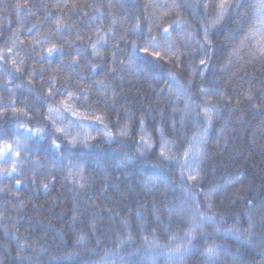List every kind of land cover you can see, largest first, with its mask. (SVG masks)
<instances>
[{"label": "trees", "instance_id": "trees-1", "mask_svg": "<svg viewBox=\"0 0 264 264\" xmlns=\"http://www.w3.org/2000/svg\"><path fill=\"white\" fill-rule=\"evenodd\" d=\"M73 2L0 0V49L12 45L14 33L24 41L13 49V53L20 50L24 59L20 72L15 71L10 61L0 62V109L12 101L17 107H23L25 105L21 101H24L30 112H35V119L23 118L29 126L47 125L50 128L51 122L40 113L47 112V103H58L60 93L67 88L79 95L76 107L80 111L91 113L96 110L104 114L113 133L127 119L126 109L134 114V126L143 114L147 130L157 146L159 134L154 132L157 125L164 127L167 138L175 139L181 149L187 146L193 134L199 135L204 127H208V143L205 145L208 156L201 163L199 183L207 190L210 186L224 184L237 173L243 179L229 185L226 193L213 197L214 208L210 214L217 219L220 236L213 232L212 227L205 225L208 239L199 235L194 244L200 249L212 243L223 246L217 264H233L234 256L239 257V264H264V241L259 239L264 236V228L258 212L255 217L257 227L252 230L256 239L249 241L246 236L241 240L231 236L223 238V229L234 228L237 224L240 230L247 228L244 214L249 211V199H254L257 204L264 201V61L249 56L239 61L234 58L233 64L222 70L232 48L243 38L252 22L250 15L239 17V22L232 18L235 16V3L251 4L253 0H233L231 16L211 31L214 48L208 52L211 60L203 76L193 73L188 67L194 63L199 68V57L203 52L194 43L186 46L184 38L173 33L178 46L187 54L183 56L179 69L169 63L159 71H173L192 97V112L183 128L179 119L184 115L185 100H177L175 95L169 94L170 84L165 82L166 76L160 82L148 80L144 73L136 71L135 65L129 64L131 41L138 39L133 26L139 19L143 38L149 35L148 19L163 22V26L182 19L191 25L190 30L196 31L205 15L202 5L197 9L190 6L196 0H175L181 5L177 11L171 8L174 0H75L78 7L72 8ZM65 3L69 7L63 11L56 7ZM17 4L22 6L19 17ZM57 17L62 21L60 33L56 32ZM33 25L35 28L29 32ZM110 27L117 39L112 38L113 32H108ZM97 28L107 34L110 42L101 49V56L94 57L91 44L96 42ZM161 31L154 26L150 35L160 39ZM77 33L83 39H77ZM121 35L126 39L119 40ZM197 38L202 40V33ZM45 39L50 42L43 46L45 50L38 43L33 50L34 41ZM50 44H55L60 51L51 57L49 64L41 57L47 56L46 48ZM115 44L120 46L114 47ZM78 49L81 58L75 61L77 71L73 72L68 65ZM88 62L97 65L95 72L91 71ZM136 63L141 64V61ZM29 73L34 75L30 77ZM97 80L109 86L107 100L99 92ZM50 82H54L59 90L54 97L48 96ZM201 86L221 89L231 98H210L216 109L210 127L203 117L205 100L199 93ZM250 87L254 98L247 101L243 93ZM28 89L32 90L31 93ZM85 95L87 101L83 99ZM173 106L177 111L173 112ZM196 113H199L198 117ZM5 116L8 119H0V129L12 130L10 109ZM65 116L74 119L70 114L65 113ZM173 117L177 121L175 130L171 123ZM81 123L103 127L92 120ZM91 134L95 139L90 140L87 147H72L61 138V151L71 156L73 164L82 166L84 187L80 186L81 176L75 169L69 177V161L63 159L61 163V157L48 140L30 146L31 154L23 165V183L18 191L15 179L0 178V264H98L106 252L110 254L112 264H120L122 257L126 264H171L169 246L174 248L184 243L181 238L188 228L187 219L169 217L167 212L169 206H179L186 197V193L181 191L178 166L161 161L158 150L141 156L137 151V139L116 135L112 143H107L102 133L92 131ZM34 172L35 183L32 180ZM150 178L154 187L149 192L144 184ZM43 184H48L47 191ZM198 198L202 208L207 210L203 195ZM138 212L141 214L139 221ZM73 216L77 217L75 222ZM121 219L130 221L134 234L133 240L126 245H120L117 239L124 235ZM153 231L163 247H152L142 239L143 235H148L151 241ZM172 232L177 234L176 240H170ZM80 234L87 235V243H77ZM21 244L24 245L22 249L18 247ZM204 260L199 252H194L185 257L184 264H204Z\"/></svg>", "mask_w": 264, "mask_h": 264}, {"label": "snow or ice", "instance_id": "snow-or-ice-1", "mask_svg": "<svg viewBox=\"0 0 264 264\" xmlns=\"http://www.w3.org/2000/svg\"><path fill=\"white\" fill-rule=\"evenodd\" d=\"M205 10V15L203 19L200 20V29L196 31L190 30L191 25H188L186 21L182 19H176L163 26V22L156 23L152 19H148L147 32L149 35L147 38H143V30L141 28L140 20L137 19L135 25L133 26V33L138 39L131 41V51L132 55L129 56V64L135 65L136 71L145 74V79L154 80L160 82L164 76H166L167 83L170 84L168 88L169 94L175 95L176 99L179 100L184 98L185 108L184 115L180 117L179 124L181 128L184 127L186 119L189 118L192 112V97L189 95L188 88L180 83L178 75L173 71L169 70L166 73L159 71L166 64H173L174 67L179 69L182 65V58L187 53L182 51L178 46L176 40L173 38V33L177 37H183L185 40V45L195 44L198 49L203 52V55L199 57L200 67H195L194 63L190 64L188 67L191 68L193 73L198 72L200 76H203L208 71V65L210 63L211 57H209L208 52L214 48L213 40L211 37V31L218 25L222 24L227 18L232 14L233 0H196L194 5L191 7L200 8ZM16 14L19 17L21 11V5L17 4ZM23 7H27L24 5ZM56 7L63 11L64 8L69 7L67 3L61 5L57 4ZM72 8L78 7L75 2L71 3ZM181 7L180 4L176 3L175 0L171 6L172 9L177 11ZM249 9L251 12H249ZM209 10L211 14L209 15ZM243 10V11H242ZM30 11V9H29ZM171 11V9L169 10ZM168 13H163L162 15H167ZM252 22L249 23L248 29L244 34L243 38L234 46L228 55L227 60L224 65H222V70L228 68L233 64L235 58L236 61L241 60L244 56H249L253 59L264 61V0H253L251 4L237 2L235 3V16L232 18L238 21L239 17L249 16ZM61 19L59 17L55 18L56 32L60 33L61 29ZM115 23V21H113ZM161 28L160 39H157L155 35H150L153 31V27ZM35 28L33 25L28 29L32 32ZM97 39L95 43L91 44L92 55L101 56V49L104 48L110 41L107 38L106 33H102L100 29H96ZM108 32H113V28H109ZM202 33V40L197 38ZM113 39H117L115 33L113 32ZM77 39H83L79 33H77ZM119 40H125L126 37L121 35L118 37ZM142 39L143 42L140 43L139 40ZM23 40L19 39V36L15 33L13 34L12 45L6 49H0V62H11L16 72H20V65L24 63L23 57L20 55V50L13 53V49L18 48V45H22ZM39 44L42 50H45L43 46L49 41L39 40L33 42V50H35V45ZM114 47H119V44L113 45ZM60 51L55 44H50L46 48L47 56H42L41 59H47L49 64L51 63V57ZM7 53V55H5ZM141 54H143L141 56ZM61 55L63 53L61 52ZM17 57H20L17 59ZM81 58V53L79 49L76 52V56L72 57L68 67L71 68L73 72L77 71L76 60ZM116 61L115 53H113V62ZM137 61H141V64H137ZM122 63V61H121ZM91 71L95 72L97 65L88 62ZM115 71V69H112ZM34 73H29V76H33ZM31 79L29 83H31ZM100 85L99 92L104 95L105 100H107V93L109 92V86L104 85L102 81H95ZM11 83V80H9ZM191 85V81H189ZM20 88L21 85H16ZM48 87V96L54 97L59 91L56 88L54 82H50ZM31 93V89H28ZM161 92L163 89L160 90ZM199 93L204 97L205 103L203 105V117L206 124L210 127L212 121V114L216 111L215 107L210 103V98L219 96L224 99H231L227 97L225 92L218 88H205L201 86L199 88ZM61 99L55 105L53 103H47V112L40 113V115L51 122V127L48 128L47 125L41 127L39 125L35 127H30L29 122L23 119L24 117H29L30 119H35V112H30L29 108L24 101H21L25 106L17 107L15 101L10 102L8 105L3 106L0 109V119L7 120L8 117L5 113L11 110L13 129H0V178L8 177L16 180V185L19 187L23 183V165L27 161L29 155L31 154V145L33 143H39L40 141L48 140L50 146L54 148L57 154L61 157V163L63 159L69 161V177L73 174V169L76 170L77 174L81 176L80 186L84 187L83 176H82V166L79 163L73 164L70 155H65L62 150L63 141H67L72 147L77 145L89 146V141L95 139L92 136V131L102 133L106 138L107 143H112L116 135L121 138H133L137 139V151L143 156L145 153L158 150V157L161 161H167L169 164L178 166V171L180 173V187L181 191L186 193L185 199L179 206H169L167 209L168 216H177L182 219H187L188 228L184 231V236L181 238L184 243L178 244L176 247H171L168 253L169 260L171 264H184V259L187 256L192 255L194 252H199L200 255L205 257L204 264H217V258L220 252L223 250V246L217 245L215 243L208 244L206 247L200 249L194 244V241L199 235H202L205 240L208 239V235L205 232V225L213 228V232L220 236L221 228L217 224V219L215 215L210 214L214 208L213 197L224 194L228 190L229 185H235L237 181L243 179V176L237 173L234 177H230L224 184H216L210 186L205 190L199 183L201 177V163L208 156L207 149L205 145L208 143L207 131L208 127H204L203 132L199 135L193 134L191 139L187 141V146L181 149L177 147V142L175 139L169 140L165 135L164 127L157 125L154 128V132L159 134V144L154 142L153 135L148 132L145 116L141 114L137 121V125L134 126L132 123L133 113L125 110V115L127 119L124 120L122 124L116 129V132L108 127L106 122V117L104 114L93 110L91 113L88 111H80L77 107V101L79 100V95L74 91H69L67 88L64 89L63 93H60ZM243 98L247 101H252L254 98V93L251 87L243 93ZM39 99V97H38ZM47 99V98H45ZM85 101L88 100L87 95L83 97ZM113 102H115V93L113 92ZM264 102V101H262ZM237 103H240V99H237ZM199 107V105H197ZM38 111V110H36ZM177 111V108L173 106V112ZM65 113L70 114L74 119H67ZM199 116V113H196ZM92 120L98 125H103L102 128L93 127L92 125H85L81 121ZM173 130L176 128L177 121L172 118ZM200 125L197 122V131H199ZM9 136L11 139H9ZM63 138V141L61 140ZM50 174V173H49ZM33 183L36 182V173L32 176ZM192 182V183H190ZM165 187H167V182H164ZM44 189L48 190V184H43ZM154 187V182L149 179L147 183L144 184V188L147 191H152ZM200 191L197 192L196 190ZM203 195L204 202L206 203L207 210H204L201 206V201L198 198ZM249 206V211L244 214L246 217L247 228L240 230L237 224L234 228L223 229V238L229 236L235 238L236 240H241L245 236L247 239L253 240L256 237L253 234V229L257 227L255 222V217L257 212L261 221V227L264 228V201H260L259 204L254 202V199H249L247 201ZM155 210V207H154ZM158 218V217H157ZM77 219L73 216V222ZM141 219V214L137 213V220ZM120 223L123 225L124 235L118 236L120 245L129 244L133 240V232L131 231L130 221L127 219H121ZM179 224V222H178ZM93 229L95 225H92ZM143 232V228H140ZM152 240L149 241L148 235H143L142 239L152 247H163L158 243V238L156 237L155 231L151 233ZM170 240H176L177 234L172 232L170 234ZM261 241H264V236L259 237ZM88 237L86 234H80L77 237L78 244L87 243ZM185 244L187 247H185ZM19 248H23L24 245H18ZM110 254L105 253V256L101 258L98 264H112L109 259ZM120 264H126L123 257L121 258ZM233 264H239V257H233Z\"/></svg>", "mask_w": 264, "mask_h": 264}, {"label": "water", "instance_id": "water-1", "mask_svg": "<svg viewBox=\"0 0 264 264\" xmlns=\"http://www.w3.org/2000/svg\"><path fill=\"white\" fill-rule=\"evenodd\" d=\"M17 187V186H16Z\"/></svg>", "mask_w": 264, "mask_h": 264}]
</instances>
